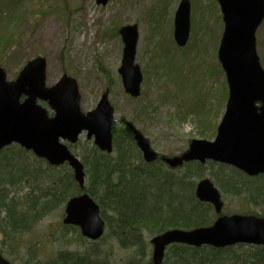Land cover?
Instances as JSON below:
<instances>
[{"label":"rangeland","instance_id":"obj_1","mask_svg":"<svg viewBox=\"0 0 264 264\" xmlns=\"http://www.w3.org/2000/svg\"><path fill=\"white\" fill-rule=\"evenodd\" d=\"M181 1L109 0L102 7L96 0H0V67L6 79L13 81L28 61L42 57L48 87L64 74L77 82L83 114L92 111L108 91L116 130H122L119 121L124 119L143 134L153 151L166 157L179 156L194 140L214 141L228 100L226 76L218 61L223 33L219 4L216 0H189V37L180 48L174 41V18ZM125 25L138 29L135 64L143 79L136 99L125 94L118 73L123 52L118 32ZM256 51L264 70V21L256 32ZM169 64L170 74L166 69ZM85 135L75 145L63 143L80 160L93 145ZM28 159L30 165L46 166L31 153ZM205 167L202 179H210L220 191L210 177L211 170L215 174L218 170ZM10 192L11 197L21 198L29 188L18 186ZM221 196L225 216L248 211L241 198ZM63 218L64 204L29 232L11 240L0 236V255L11 264H35L52 259L60 250L86 247L77 233L63 230ZM154 236L144 235L142 261L134 249L112 242H102L99 248L112 264H144L151 261L150 240ZM251 248L237 245L233 252L249 257L254 253ZM166 256L171 253L167 251ZM167 257L163 264L170 259Z\"/></svg>","mask_w":264,"mask_h":264},{"label":"water","instance_id":"obj_2","mask_svg":"<svg viewBox=\"0 0 264 264\" xmlns=\"http://www.w3.org/2000/svg\"><path fill=\"white\" fill-rule=\"evenodd\" d=\"M216 1L223 21L218 61L226 76L228 100L214 141L194 140L183 154L166 157L153 151L148 140L131 123L121 122L131 132L147 164L160 160L174 170L190 162L210 161L256 177L264 174V70L256 51V32L264 21V0ZM108 2L96 0L102 7ZM189 15V0H182L174 18V41L180 48L188 42ZM119 35L123 52L118 73L124 92L136 99L143 79L135 64L137 26L125 25ZM40 103L47 105L51 117ZM79 103L78 86L73 78L63 76L55 85L47 87L46 61L42 57L28 61L14 81H7L0 67V152L16 144L50 166L66 164L83 189V164L63 142L76 144L86 133V139L99 151L111 154L115 117L107 91L86 114L80 111ZM195 196L199 202L211 205L218 218L210 227L189 231L173 229L154 236L150 240L152 264H163L166 249L175 244L216 249L239 244L264 246V218L221 216L224 205L221 195L208 178L197 183ZM62 224L77 227L82 237L92 242L102 238L105 232L99 206L86 193L67 201ZM0 264L11 263L0 256Z\"/></svg>","mask_w":264,"mask_h":264},{"label":"trees","instance_id":"obj_3","mask_svg":"<svg viewBox=\"0 0 264 264\" xmlns=\"http://www.w3.org/2000/svg\"><path fill=\"white\" fill-rule=\"evenodd\" d=\"M171 67L172 64L166 66L169 74ZM112 133L111 154L92 145L89 153L81 156L85 172L83 189L66 165L51 167L39 161L46 166L36 167L29 164L28 153L20 147L5 148L0 153V216L3 215L0 236L11 240L25 234L68 199L86 193L99 206L106 227L103 237L89 242L77 228L63 226L65 232L77 233L86 247L60 250L52 259L35 264H112L105 252L100 251L102 242L134 249L142 261L145 234L193 230L211 226L216 220L212 206L195 197V181L204 177L206 165L218 170L217 174L211 170L210 177L221 193L241 198L248 208L246 215L264 218V175L250 178L235 168L212 162L205 165L192 162L175 170L160 161L147 164L140 158L133 136L125 126L116 130L115 124ZM18 186L29 188V192L21 198L11 197L10 190ZM251 249L254 253L245 257L233 252V247L173 245L167 250L171 256L165 255L164 260L170 258L166 264H264V247Z\"/></svg>","mask_w":264,"mask_h":264}]
</instances>
